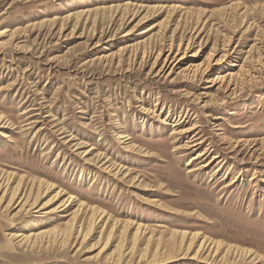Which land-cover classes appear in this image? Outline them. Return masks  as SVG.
I'll list each match as a JSON object with an SVG mask.
<instances>
[{
	"label": "rangeland",
	"instance_id": "1",
	"mask_svg": "<svg viewBox=\"0 0 264 264\" xmlns=\"http://www.w3.org/2000/svg\"><path fill=\"white\" fill-rule=\"evenodd\" d=\"M0 30V264H264V0H0Z\"/></svg>",
	"mask_w": 264,
	"mask_h": 264
},
{
	"label": "bare ground",
	"instance_id": "2",
	"mask_svg": "<svg viewBox=\"0 0 264 264\" xmlns=\"http://www.w3.org/2000/svg\"><path fill=\"white\" fill-rule=\"evenodd\" d=\"M111 7V6H110ZM115 9H117V8H115ZM120 11V10H119ZM83 15V14H82ZM121 17V16H120ZM124 17V16H123ZM6 30V29H5ZM0 32H1V30H0ZM3 33V32H2ZM172 38V37H171ZM174 41V40H173ZM171 44H172V42L170 43V45H168L169 46V48H168V54L167 55H165V58H164V60H163V64H162V67H160V69H161V71H164L165 70V68L168 66L169 67V65L171 64V63H173L175 60H178V59H181L183 56L181 55L180 57H178V59H176L175 58V55L172 57L171 56ZM174 44V43H173ZM179 45V44H178ZM173 48V47H172ZM145 52V51H144ZM144 52H142V53H144ZM146 53V52H145ZM159 53H160V50H159V52H158V54L157 55H159ZM223 54V53H222ZM225 60L226 59V55L225 54H223L222 56H220V57H217V59L215 58V56H213V57H209L208 58V60H207V64L210 62H222V60ZM204 65V64H203ZM206 65V64H205ZM202 65H198V63L197 64H194V63H188L187 65H186V67L184 68V71L186 72V73H190L192 76H194V75H196V73L198 72V70H199V68L201 67ZM167 67V68H168ZM206 67H208V66H206ZM232 75H233V71H231V69H227L226 71H224V72H222V73H219L215 78H214V80H215V82L216 83H223V89H224V91L225 92H227V91H231V93H234L235 92V89H236V87H237V85H238V82L237 81H233V79H232ZM238 80V79H237ZM233 81V82H232ZM239 81V80H238ZM240 83V82H239ZM241 84V83H240ZM26 110H28V109H26ZM25 111V110H24ZM2 117V116H1ZM0 117V120H4L3 118H1ZM6 121V120H5ZM195 127H196V125H191V126H188V127H183V128H181L180 130H172V135H174V133L177 135V136H179L178 138H176L175 140H173V142H180V140H182V138L183 137H185V138H187L186 140H185V142L184 143H180V144H175V145H173V148L171 149L172 151H180V152H184V151H190V150H192L193 148H195V147H198V146H201L202 144H203V139L199 136V134L197 133V131H194L195 130ZM8 141H12V140H10V139H7ZM204 150L203 151H200V152H198L197 153V155H193L191 158H190V162L191 161H193V160H196L197 158H198V156H201V155H203L204 154ZM214 158H217V156H212V159H210V160H207L206 162H204V163H202V164H200V165H197L196 167H191V169H189L188 171L190 172V171H194V170H198V169H200V168H202V167H205V166H207L208 164H210V162H212L213 160H214ZM194 166V165H193ZM7 180L8 179H4V180H2V176H0V186H2V184H3V182H7ZM234 181V180H233ZM5 191V190H4ZM4 191H3V193H4ZM24 192V194L22 195V201L26 198V193H25V191H23ZM3 193H2V195H3ZM2 195H1V197H2ZM28 196V195H27ZM1 197H0V199H1ZM35 200V199H34ZM70 200V197L69 198H67V199H65V201H64V203H63V208H65L69 203H68V201ZM26 202V199L24 200V202L22 203V205L24 204ZM61 202H63V200L61 201ZM11 203V199H9L8 200V202H7V205L8 204H10ZM62 204V203H61ZM60 204V206H62ZM22 205L20 206V207H22ZM59 204H57L55 207H53V209H56V208H58L59 206H58ZM91 208V207H90ZM91 212H93V211H91ZM91 214V213H90ZM96 219H94V221H95ZM68 222V221H67ZM66 222V223H67ZM79 226H80V224H79ZM79 226H77V227H79ZM70 227L71 226H69V227H66V229L65 230H67V232H69L70 231ZM76 228V227H75ZM75 228H74V230H75ZM80 228V227H79ZM82 228V227H81ZM88 228V227H87ZM53 229H55V228H53ZM52 229V230H53ZM72 229V228H71ZM77 229V228H76ZM51 229L50 230H40V231H38V232H32V233H29V234H25V235H23V234H17V236H21V238L19 239V242H27L28 243V241H30V240H37V239H39L38 237H42L44 234H48L49 232H51L52 231ZM63 231V230H61V231H57V233L58 234H56L52 239L54 240V241H60V242H65V237H66V234H68V233H66V231ZM80 230L81 229H79V230H77V234H76V236H78V235H80L79 233H80ZM51 235H53L52 233H51ZM50 235V236H51ZM82 235V234H81ZM191 236V241H192V237H195L194 236V233H192V234H190ZM48 236V235H47ZM76 236H75V238H76ZM44 237V236H43ZM52 237V236H51ZM184 237H185V235H182L181 234V239H180V242H183V240H184ZM203 239L201 240V242L199 243V246H198V249L197 250H199V249H203L205 246H207L208 245V243H207V239H206V237H202ZM190 240V239H189ZM39 241V240H38ZM54 241H52V242H54ZM186 242V241H185ZM185 242H184V244H185ZM32 243H34V242H32ZM190 243L191 242H189L188 244H187V246H186V248L185 249H188V247L190 246ZM184 246V245H183ZM198 251H196L195 253H197Z\"/></svg>",
	"mask_w": 264,
	"mask_h": 264
}]
</instances>
